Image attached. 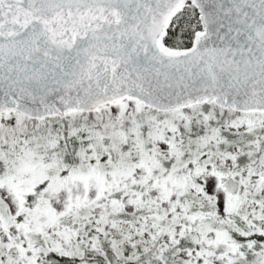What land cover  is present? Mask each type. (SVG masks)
I'll return each instance as SVG.
<instances>
[{
  "label": "snow or ice",
  "instance_id": "snow-or-ice-1",
  "mask_svg": "<svg viewBox=\"0 0 264 264\" xmlns=\"http://www.w3.org/2000/svg\"><path fill=\"white\" fill-rule=\"evenodd\" d=\"M0 264H264V0H0Z\"/></svg>",
  "mask_w": 264,
  "mask_h": 264
}]
</instances>
